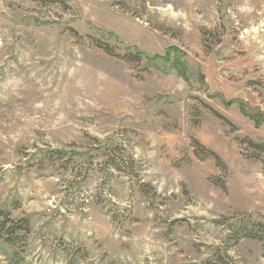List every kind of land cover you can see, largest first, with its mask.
<instances>
[{"label": "rangeland", "instance_id": "374dc122", "mask_svg": "<svg viewBox=\"0 0 264 264\" xmlns=\"http://www.w3.org/2000/svg\"><path fill=\"white\" fill-rule=\"evenodd\" d=\"M248 140L264 0H0V211L31 228L0 264H264Z\"/></svg>", "mask_w": 264, "mask_h": 264}, {"label": "trees", "instance_id": "16d2710c", "mask_svg": "<svg viewBox=\"0 0 264 264\" xmlns=\"http://www.w3.org/2000/svg\"><path fill=\"white\" fill-rule=\"evenodd\" d=\"M249 148L254 150V157L262 160L264 163V144L255 143L248 140ZM122 148L113 149V156L110 159V166L117 170L122 171V164L125 163L126 159L131 160L129 168L130 172L133 173V160L129 158L128 154L121 152ZM121 152V153H120ZM129 173L128 171H126ZM31 231L30 223L27 219H20L18 221L10 218L8 212L0 211V237L9 244L15 245L18 240L26 237ZM20 233L21 235H19ZM233 241L236 243L241 239H248L260 243L262 255L264 257V222H252L249 225H243L240 229L234 232ZM206 264H239L229 255L217 250L210 261Z\"/></svg>", "mask_w": 264, "mask_h": 264}]
</instances>
